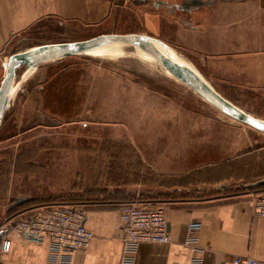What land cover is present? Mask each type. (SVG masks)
<instances>
[{"label":"rangeland","instance_id":"1","mask_svg":"<svg viewBox=\"0 0 264 264\" xmlns=\"http://www.w3.org/2000/svg\"><path fill=\"white\" fill-rule=\"evenodd\" d=\"M50 29L31 43L79 38L69 26L65 32L55 25ZM105 46L45 61L25 79L29 67L18 69V104L0 124V223L25 215L10 213L8 206L26 197L90 209L105 206L107 194L120 189L133 195L131 201L161 206L160 181L187 172L197 200L257 189L252 184L261 178L253 174L264 173V133L206 103L156 57ZM216 90L264 122V87ZM235 162L248 168L242 175L236 170V181L230 179Z\"/></svg>","mask_w":264,"mask_h":264},{"label":"crops","instance_id":"2","mask_svg":"<svg viewBox=\"0 0 264 264\" xmlns=\"http://www.w3.org/2000/svg\"><path fill=\"white\" fill-rule=\"evenodd\" d=\"M52 25L58 32L75 29L79 38L72 41L104 34L149 36L195 61L215 90L264 87V0H0V88L9 58L49 45L31 42L48 34ZM14 96L8 113L18 104ZM232 164L230 179L236 181V170L242 175L248 168ZM188 175L162 189L171 242L141 244L136 264H189L193 258L203 259V264H232L237 256L264 264V222L255 212L256 200L264 194V173L257 172L261 180L252 184L257 189L204 200L191 195L195 184L184 178ZM194 223L200 225L198 243L188 245ZM122 225L118 208L88 209L85 226L93 240L72 254V264H120ZM9 239L11 249L0 255V264H50L48 243H32L16 233Z\"/></svg>","mask_w":264,"mask_h":264},{"label":"built area","instance_id":"3","mask_svg":"<svg viewBox=\"0 0 264 264\" xmlns=\"http://www.w3.org/2000/svg\"><path fill=\"white\" fill-rule=\"evenodd\" d=\"M81 204H56L30 210L0 226V255L9 253L12 233L37 244L48 243L50 264H72V254L90 246L93 234L85 226L87 212ZM256 215L264 222V195L257 198ZM123 229V250L120 264H136L139 246L143 243L169 244L166 211L159 205L140 200L121 204L119 210ZM200 225L190 226L186 243L196 245ZM189 264H203L193 258ZM232 264H259L255 258L237 256Z\"/></svg>","mask_w":264,"mask_h":264},{"label":"water","instance_id":"4","mask_svg":"<svg viewBox=\"0 0 264 264\" xmlns=\"http://www.w3.org/2000/svg\"><path fill=\"white\" fill-rule=\"evenodd\" d=\"M115 42H130L138 45L143 50L156 57L180 82L198 94L206 103L210 104L224 115L246 124L262 133H264V122L257 121L240 111L232 105L225 97L217 92L206 80H204L192 67H185V72L179 71L170 63L164 55L158 50L157 45L169 49L180 56L179 52L167 44L149 36L141 34H104L97 37L84 40L65 43H53L45 46L31 49L25 52L13 54L8 61L7 71L0 88V124L9 109L12 101V89L16 78V72L21 66L27 65L29 70L45 61H53L70 56L80 55L90 49L104 46ZM185 58L184 56H182ZM27 199L18 198L17 204L22 205ZM12 207V206H11Z\"/></svg>","mask_w":264,"mask_h":264},{"label":"trees","instance_id":"5","mask_svg":"<svg viewBox=\"0 0 264 264\" xmlns=\"http://www.w3.org/2000/svg\"><path fill=\"white\" fill-rule=\"evenodd\" d=\"M11 111L7 114L6 118H5V121L7 122L10 117H11ZM37 127L40 128V125H37ZM191 175H188L184 178H189ZM256 177L257 176V173L255 175H253V177ZM178 179L177 178H172V179H162V181H160V186L165 188V189H170L172 186H174V183L176 182L177 183ZM128 185H132V184H128ZM122 186H127V184H123ZM121 186V187H122ZM118 191H114V192H111V193H108L107 197H105L104 201H105V206L101 207V208H106L107 206L108 207H113L114 209H119L120 210V207H121V204L123 203H126V202H129L131 201L132 199H134L133 195L128 192V193H125V192H121L120 189H117ZM18 199V198H17ZM17 199H15V201H13V203L9 204L8 206V211L10 213H14V212H17L18 210H25V209H29V210H32V209H36L38 207H41V206H45V205H51V204H72V203H66L65 201L63 200H59L57 201L56 203H53L55 201H50V200H45V199H42V198H39V197H31V198H25L27 199L28 201L25 202L24 204L22 205H18L17 204ZM12 206V207H11ZM85 211L87 212L88 209H86V207L84 208Z\"/></svg>","mask_w":264,"mask_h":264},{"label":"bare ground","instance_id":"6","mask_svg":"<svg viewBox=\"0 0 264 264\" xmlns=\"http://www.w3.org/2000/svg\"><path fill=\"white\" fill-rule=\"evenodd\" d=\"M105 46V45H104ZM101 47V46H100ZM107 49L109 50H113V51H117V50H120V51H127V50H130V51H134L136 53H140V54H143L147 57H153L150 53H148L147 51L143 50L141 47H139L138 45L134 44V43H130V42H115V43H111V44H107L105 46ZM157 48L158 50L162 53V55L164 54H168L169 56L173 57L176 61H178L180 64H182L184 67H192L189 63H188V60L186 58H183L182 56H180L179 54L169 50V49H165L163 48L162 46L160 45H157ZM37 49V48H36ZM94 49V48H93ZM92 50V49H90ZM89 51V50H88ZM165 57V55H164ZM34 68V67H33ZM203 79L204 77L194 68L192 67ZM30 70L27 71V73L25 74V77L27 76V74L29 73ZM205 80V79H204ZM16 88L13 87L12 89V97L14 96L15 92H16ZM258 121V120H257Z\"/></svg>","mask_w":264,"mask_h":264}]
</instances>
